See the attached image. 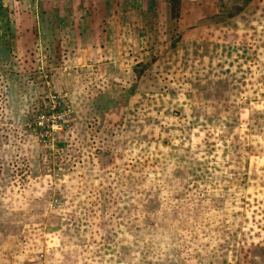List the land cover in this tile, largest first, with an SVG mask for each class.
Masks as SVG:
<instances>
[{
    "label": "rangeland",
    "instance_id": "1",
    "mask_svg": "<svg viewBox=\"0 0 264 264\" xmlns=\"http://www.w3.org/2000/svg\"><path fill=\"white\" fill-rule=\"evenodd\" d=\"M130 1L94 8L87 60L57 40L0 66V264H264V0ZM19 82L27 122L68 100L53 147L14 123Z\"/></svg>",
    "mask_w": 264,
    "mask_h": 264
},
{
    "label": "crops",
    "instance_id": "2",
    "mask_svg": "<svg viewBox=\"0 0 264 264\" xmlns=\"http://www.w3.org/2000/svg\"><path fill=\"white\" fill-rule=\"evenodd\" d=\"M98 4L104 14L103 19H106L108 23L116 22L119 11L121 12L125 7H132L130 0H0V57L3 58V61H0L3 62L0 63V66L3 68L2 70L8 69L5 62H8L9 58L15 60L16 63L14 64L20 68L16 71H25V68L34 70L37 66L36 57L41 54L50 55L52 53L50 48H53L52 45L57 43V40L58 43L61 40L67 43L62 49L64 56L68 54L71 56V58L68 56V60L64 59L66 65L71 66L72 61L82 62L83 59L87 60L84 56L87 47L72 46L70 41L76 37L83 38L84 41L94 38L93 34L87 36V31H90L91 28H88V25H92L90 33L93 32V25H96L98 30L97 25L100 21L98 19L95 21V17L92 15ZM105 8L108 9L107 15L106 12L104 13ZM82 25H87L86 30L82 28ZM84 34H86L85 37H83ZM14 55L16 56L13 57ZM93 55L92 51V58L94 61L97 60ZM25 56L31 57L33 60L25 62L21 66L18 59ZM80 57L83 59L79 60ZM93 59L90 57L91 61ZM83 65L84 70L93 67V65L87 63ZM67 67L64 69L59 68V70L58 67L52 68L53 71H57L53 75V80L56 82L55 88L65 92L71 103L75 104L76 97L74 94L76 92L73 91V88H75L73 81L76 77L75 73H78V71H74V69L66 71ZM88 82H91L90 84H93V86L95 84V80ZM88 82L86 81L87 84ZM21 84L18 86L19 95L16 98L19 103V110L16 111V106L13 112V120L16 125L27 123V114L30 108L27 111H25V108L28 106L29 100L37 95L35 85L27 84V86H24L23 83ZM78 115L80 114L78 113ZM75 118L77 120V113Z\"/></svg>",
    "mask_w": 264,
    "mask_h": 264
},
{
    "label": "built area",
    "instance_id": "3",
    "mask_svg": "<svg viewBox=\"0 0 264 264\" xmlns=\"http://www.w3.org/2000/svg\"><path fill=\"white\" fill-rule=\"evenodd\" d=\"M72 117V109L66 97L49 90L37 101L26 129L45 147H53L61 140L60 135L70 128Z\"/></svg>",
    "mask_w": 264,
    "mask_h": 264
}]
</instances>
